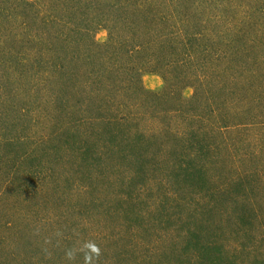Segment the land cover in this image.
Wrapping results in <instances>:
<instances>
[{"label":"rangeland","instance_id":"1","mask_svg":"<svg viewBox=\"0 0 264 264\" xmlns=\"http://www.w3.org/2000/svg\"><path fill=\"white\" fill-rule=\"evenodd\" d=\"M183 1L188 52L217 51L175 97L126 0H0V264H83L65 253L88 241L99 264H264V0Z\"/></svg>","mask_w":264,"mask_h":264},{"label":"trees","instance_id":"2","mask_svg":"<svg viewBox=\"0 0 264 264\" xmlns=\"http://www.w3.org/2000/svg\"><path fill=\"white\" fill-rule=\"evenodd\" d=\"M131 3V5H129ZM144 3V7L141 6V3L139 2L136 7L134 2L132 0H126L125 5V11L126 16H124V20L126 21L124 24V35H133L134 32L139 31L140 29H145L144 34L147 32L148 29L152 28L153 31V38L159 43L166 44L167 49H164L161 47L162 53L158 52V49L156 52H152V60H150L149 65H153L154 69L156 70H162L164 74L165 79V90L170 89L169 94L172 96L177 97L174 95L172 90H176V83L178 82V79H182L185 74H190L193 77V80L188 82L187 84H196L198 86H202L205 81H208L209 76L207 80L205 79V75H203V67L200 68L201 71L200 74H191L190 70L194 67L195 64H198L203 61V56H206L209 52L213 53L217 51L214 41L208 39H205L203 43H200L199 46L196 48V56L194 57L192 55V52H188L189 46H191L195 41L198 43L201 39V37H205L206 35L202 30H198L192 27H189L187 25V21L183 23V26H177L173 23V18H177L178 15H182L183 12L187 13L191 12V6L190 2L189 4L186 1L183 0H156L153 2V6L150 4L147 5L146 2ZM133 4V5H132ZM49 8V7H48ZM189 8V9H188ZM56 9V8H54ZM32 13L29 11L24 12V16L27 15L31 18H38V21H41L43 24V31L38 32L41 35H44L46 39L44 40L47 42L48 47H57L53 45V40L58 39L60 41L59 45H65L64 42L69 41L67 40V37H63V30L64 27L61 26L59 23H63L67 26V23H70L67 18L64 17H57L52 18L50 20L47 19L46 15H41L40 12L35 13V15H31ZM177 14V15H174ZM164 15L163 17H161ZM43 16V17H42ZM151 17L154 19L163 18L166 20L164 23H156L155 26L148 24V21H151ZM185 18V17H184ZM162 19V20H163ZM24 21H27L23 18ZM177 20V19H176ZM51 23L53 25H51ZM73 24V23H71ZM148 24V25H147ZM188 29L196 30V32L187 31ZM29 32L31 34L33 33L34 37H37L38 33L35 34V32L32 31V29H29ZM140 36V32H137ZM133 39V37L131 36ZM61 39V40H60ZM151 42H145L143 45H147ZM58 45V46H59ZM47 47V48H48ZM55 49V48H54ZM130 49L129 51H131ZM145 50V48L142 47V51ZM218 54L212 57L211 61L216 60ZM198 62V63H197ZM204 66V64L202 65ZM134 71V68H133ZM168 72V73H167ZM214 72V70H213ZM212 72V74H213ZM138 82V81H136ZM132 85V83H131ZM141 85H139L138 89ZM142 90V89H141ZM195 90H197V87L195 86ZM151 97L152 101L155 102L156 99H159L161 94H158L156 92H148ZM164 92H162V96H164ZM142 99V97H141ZM0 240V245H1ZM0 252L3 254V247H0Z\"/></svg>","mask_w":264,"mask_h":264},{"label":"clouds","instance_id":"3","mask_svg":"<svg viewBox=\"0 0 264 264\" xmlns=\"http://www.w3.org/2000/svg\"><path fill=\"white\" fill-rule=\"evenodd\" d=\"M83 253V264H99L103 255L102 249L96 244L95 241H88L83 244L79 249L71 248L65 253V257L69 261L77 258V253Z\"/></svg>","mask_w":264,"mask_h":264}]
</instances>
